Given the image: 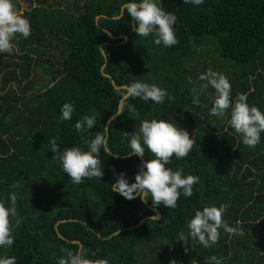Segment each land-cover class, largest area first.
Listing matches in <instances>:
<instances>
[{"label":"trees","instance_id":"1","mask_svg":"<svg viewBox=\"0 0 264 264\" xmlns=\"http://www.w3.org/2000/svg\"><path fill=\"white\" fill-rule=\"evenodd\" d=\"M25 2L20 11L13 0L30 21L31 35H17L13 54L0 53V202L10 207L11 193L18 196V215L10 217L15 242L0 247V258L58 264L61 248L78 250L72 243L78 242L89 259L108 264H205L213 255L221 264H264V133L255 148L245 146L228 123L231 109L224 117L209 114L213 88L202 92L201 106L192 103L191 93L204 83L199 76L212 69L231 83L233 103L244 93L249 106L264 113V0H204L200 6L161 0L178 17L179 44L161 58L169 59L155 60L151 71L146 59L151 39L132 31L125 9L116 19L126 3L139 0ZM162 62L171 69L162 70ZM136 81L165 89L175 103L129 97L126 104L134 108L129 111L121 101L126 86ZM64 103L75 106L70 121L60 120ZM85 115L97 116V124L78 133L75 123ZM152 119L176 123L195 141L187 157L173 156L167 165L199 177L193 195L181 194L175 209H154L151 199L129 201L111 190L119 173L134 183L139 165L155 159L147 148L143 158L127 155L130 135ZM96 132L108 136L112 153L100 152L104 175L75 184L53 158L50 140L56 139L61 152L87 150L81 136L94 138ZM222 203L230 205L223 219L243 235L221 228L210 248L190 238L188 244L178 241L181 231L187 236L195 211ZM154 210L158 221L149 218Z\"/></svg>","mask_w":264,"mask_h":264},{"label":"clouds","instance_id":"2","mask_svg":"<svg viewBox=\"0 0 264 264\" xmlns=\"http://www.w3.org/2000/svg\"><path fill=\"white\" fill-rule=\"evenodd\" d=\"M184 4H194L200 6L204 0H183ZM123 8L134 22L132 31L140 37L154 35L155 43H161L168 48L175 47L179 40L175 35V25L178 17L165 11L161 0H139V2L126 3ZM32 29L30 21L22 17L15 9L13 0H0V53L13 54L15 51L13 40L20 35L25 39L31 35ZM249 79H254L250 77ZM201 83L199 88L193 87L192 103L201 106L200 95L209 87L216 92L214 103L209 114L215 117L228 115L231 109L228 123L235 133L239 135L242 143L255 148L261 141V133H264V113L256 106H249L247 94L237 93L235 102L231 99V83L224 74L208 69L206 73L199 76ZM124 100L122 104L134 110L133 105L126 104L129 97L140 98L152 101L156 104H163L165 100L175 103V96L168 93L165 89L156 84H148L140 81L132 82L124 89ZM75 111L72 103H64L60 108L61 121H70ZM97 116L85 115L75 123L78 133H88L96 124ZM108 126L104 127L106 133ZM128 137V133H125ZM81 140L87 145V150L80 147L64 148L60 151L59 144L55 138L50 140L53 158L62 163L63 172L67 173L70 180L75 184H82L85 179L93 178L101 180L103 177V164L100 160V152L111 155L109 149V138L106 134L96 132L94 138L81 136ZM130 152L128 156L143 158L145 148L151 152L155 159L143 161L139 165V172L135 176V182L129 183L126 174L121 172L116 176V182L111 185L113 193H117L125 199L131 201L139 198L142 203H147L151 199L153 208L164 205L169 209L178 207V200L183 194L185 197L193 195V187L199 182V177L194 175H183V169L173 170L167 165L172 163V158L177 159L187 157L193 150L195 141L190 138L189 133L165 119L144 120L138 132H133L128 140ZM19 187V184L13 185ZM18 196L15 192L11 193L9 200L10 207H6L0 202V247H11L14 244L12 225L10 217L18 215L17 210ZM228 204H220L219 207L205 206L202 210H197L194 216L187 222L188 234L183 231L179 233L178 241L188 244L189 238L204 248L215 245L220 237L219 229L223 228L229 235H243L240 227H231L223 219L227 211ZM159 220V214L151 217ZM240 222L237 221V225ZM107 239V238H105ZM189 249L186 247L185 252ZM64 253L58 259V264H108L106 259L92 260L87 256L86 249L80 245L78 250L65 247L61 248ZM95 255V253H93ZM0 264H17L15 256H5L0 258ZM170 264H177L175 260ZM205 264H221L216 256L209 257Z\"/></svg>","mask_w":264,"mask_h":264},{"label":"rangeland","instance_id":"3","mask_svg":"<svg viewBox=\"0 0 264 264\" xmlns=\"http://www.w3.org/2000/svg\"><path fill=\"white\" fill-rule=\"evenodd\" d=\"M15 2L17 4V6L20 8V11L22 9L27 8V3L25 2V0H15ZM61 7L63 9H65L67 6H66V4H61ZM148 38H150L151 40H150L149 45L146 48L148 51V58H146V59L148 60V62H150V64L148 66H149V70L151 71V70H154L153 64H155V63H153V62L155 60H157V61L160 60L165 55V53L167 51L171 50L173 47L172 48L165 47L162 43L160 45H157L155 43V40H154V39H156V37L154 35H149ZM167 59H169L168 56H166L165 59L164 58L161 59V61H163V60L165 61ZM172 63H173V61H172ZM160 66H161L162 70L169 71L171 69L170 64H168V63H166V64L163 63ZM161 74L164 75L163 76L164 78H168V76H171V75H169L168 72H162ZM37 79L40 80L41 76H38Z\"/></svg>","mask_w":264,"mask_h":264},{"label":"water","instance_id":"4","mask_svg":"<svg viewBox=\"0 0 264 264\" xmlns=\"http://www.w3.org/2000/svg\"><path fill=\"white\" fill-rule=\"evenodd\" d=\"M123 12H124V8L122 7V8H121L120 16L117 17L116 19H119V18L123 15ZM124 40L127 41V38L124 37ZM103 56H104V55H103ZM105 77H106V78H109V77L106 76V75H105ZM111 83H112V85H113V82H111ZM115 89H118V88H115ZM121 109H122V106L120 105L119 110H118V114L121 112ZM115 117H116V116L112 117V119H114ZM112 119H111V120H112ZM154 212H155V213H158V211H156V210H154ZM158 214H159V213H158ZM149 218H151V217H149ZM159 218H160V214H159ZM141 223H142V222H141ZM141 223H140V224H141ZM140 224H139V225H140ZM58 237H60V236L58 235ZM72 243H73V244H78V245L80 246V244H79L78 242H72Z\"/></svg>","mask_w":264,"mask_h":264}]
</instances>
